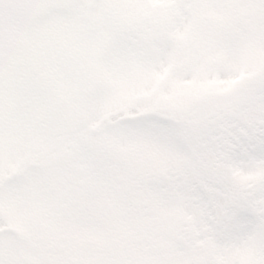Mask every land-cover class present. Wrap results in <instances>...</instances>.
Instances as JSON below:
<instances>
[{"label": "snow or ice", "instance_id": "snow-or-ice-1", "mask_svg": "<svg viewBox=\"0 0 264 264\" xmlns=\"http://www.w3.org/2000/svg\"><path fill=\"white\" fill-rule=\"evenodd\" d=\"M0 264H264V0H0Z\"/></svg>", "mask_w": 264, "mask_h": 264}]
</instances>
